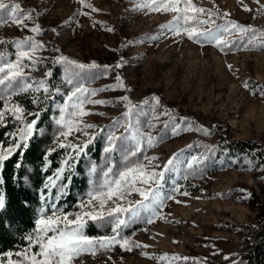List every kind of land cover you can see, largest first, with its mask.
I'll return each instance as SVG.
<instances>
[{
  "label": "rangeland",
  "instance_id": "1",
  "mask_svg": "<svg viewBox=\"0 0 264 264\" xmlns=\"http://www.w3.org/2000/svg\"><path fill=\"white\" fill-rule=\"evenodd\" d=\"M15 2L30 13L31 19L17 24L7 18L6 12H0V20L5 21L0 23V54L15 62V41L31 37L30 43L42 45L35 53L29 52L28 58H22L26 65L22 71L27 77L25 83L31 85L28 94L32 101L45 103L52 96L55 140L74 149L102 132L101 158L89 162V184L84 194L69 210H59L56 215L67 214L68 219H75L77 214L100 210L98 202L88 203L92 181L101 179L108 166L114 172L123 169V156L134 150L133 133L137 131L151 136L153 144L149 146L145 139L142 151L131 158L132 163L142 164L148 172H162L157 181L164 194L179 189L174 199L166 200L164 207L157 210L151 224L146 223L149 213L141 210V218L121 227L120 235L140 247L126 250L117 245L94 255L83 254L72 264H249L245 253L264 219L256 215V206L247 203L242 192L252 187L260 195L264 193L261 182L254 177L258 165L244 158L237 164H228L216 151L210 152L209 142L216 139L219 124L226 126L231 137L264 141V95L260 94L264 91V48L258 46L264 44V0H193L199 7L230 14L212 16L215 25L232 20L258 30L255 34L233 30L224 40L235 41V46L223 49L162 27L169 25L175 13L152 11L148 6L138 8L142 0ZM37 25L40 31H31ZM258 39L260 43L256 42ZM61 56L75 63L57 61ZM32 60L38 63L33 66ZM93 63L100 67H76ZM117 64L123 66L116 67ZM104 66H108L107 72ZM72 73H78L74 84L90 90L103 89L95 95L85 94L89 100L107 103H85L84 111L89 114L79 118L80 131L74 126L69 135L62 136L66 129L55 121L59 119V107L65 102L73 103L68 101V95L74 91V85L66 82ZM117 76L121 79L117 80ZM41 80L43 85L38 83ZM37 88L47 91H36ZM253 91L257 94L253 95ZM0 94L5 95V85H0ZM125 96L128 101L122 99ZM3 103L0 111L5 112L4 118L12 116L15 106L22 107L9 95ZM22 108L20 118L40 107ZM117 120L119 123L114 127ZM110 134L124 139L115 141L114 151L106 154L103 149L109 146ZM174 155V164L165 170L164 165ZM193 156L200 160L189 169L188 161ZM93 164L97 166L95 176L90 172ZM155 186L136 184L145 189ZM142 199L139 192L129 191L123 199L113 196L103 210L107 212L117 204L128 208ZM53 203L50 200L49 205L43 206L46 211L39 218L51 215ZM129 215L121 213L120 217L127 220ZM82 219L99 225L88 217ZM133 224L139 226L129 232L125 230ZM106 226L109 229L102 234L85 235L112 236L110 224L101 227ZM36 252L39 247L30 246L19 252L24 253L22 256H0V260L3 264L9 261L16 264L18 259L26 261Z\"/></svg>",
  "mask_w": 264,
  "mask_h": 264
},
{
  "label": "snow or ice",
  "instance_id": "2",
  "mask_svg": "<svg viewBox=\"0 0 264 264\" xmlns=\"http://www.w3.org/2000/svg\"><path fill=\"white\" fill-rule=\"evenodd\" d=\"M258 2V0H257ZM148 6L152 11H162V12H173V20L167 26L169 31L174 32L176 35L184 34L189 39H194L197 42H206L208 44H213L219 48H232L235 46V41L224 40V36L230 34L233 30H238L241 33L252 32L255 34L258 30L253 29L249 26L239 25L237 22L232 20H226L224 24L215 25V21L211 19L212 16H223L227 17L229 13H220L218 9H205L199 7L193 3V0H147V3L142 0L140 4L137 5L138 8H143ZM91 8V5H88ZM96 10V9H93ZM250 11V9H247ZM0 12H6L7 18L12 20L17 24H21L23 19H31L30 13H25V10L21 8L19 3L15 0H11L10 3H5L4 0H0ZM206 16L207 19H202L201 17ZM4 20H0V23H4ZM213 24V28H204L206 24ZM26 26V25H25ZM33 32H39V26H35L31 29ZM264 34V33H262ZM31 37L24 40L15 41L16 53L15 62L10 60H5L3 55L0 54V85H5V95H0V101L5 99V96L11 94L16 95L17 90L23 93L26 92L31 85L25 83L27 77L22 71L26 65L22 62V58H28L29 52L35 53L38 48L42 47L31 42ZM249 44L252 43L250 39ZM264 48V44L258 45ZM57 61H65L67 64H74L75 62L68 61L66 57H58ZM30 63L35 66L38 61L32 60ZM122 64H117L116 67H122ZM78 68H98L99 65L95 63L91 65L79 64L76 65ZM230 67V66H229ZM105 71H108V66H104ZM67 70V69H66ZM51 72L48 73L51 76ZM78 76V73H72L70 77L66 78V82L74 85V91L68 95V101H73L69 104L65 102L64 105L59 107V119H56V124L60 127L66 129L62 132V136L69 135L73 127L75 126L76 131H80L79 118L87 115L89 113L84 111L83 105L85 103L92 104H105L107 101L104 100H89L88 95H95L96 92L102 91L103 89L90 90L83 87V85L74 84V77ZM121 78L117 76V80ZM40 85L44 84L41 80L38 82ZM123 86V85H121ZM245 87L248 88L249 85L245 83ZM10 90V91H9ZM36 91H47V89L37 88ZM253 95L257 94L255 91ZM261 95H264V91H261ZM128 101L127 96L122 98ZM157 104L159 99H156ZM71 108V111L68 109ZM24 112V109L19 105L15 106L11 110V115L16 119H20V114ZM36 119L31 120L26 124V128L22 131L19 138V142L16 143L17 148L27 149L29 144L27 143L28 138L33 134V128L38 123L39 113H33ZM129 115L128 112L124 114L125 117ZM5 116L4 111H0V120ZM119 123V120L114 122V127ZM86 127H93V125H86ZM131 125L129 124V128ZM208 131L206 129H201ZM175 131V129H174ZM124 139L123 136L116 137L114 135H109L108 137V147H105L103 151L108 154L114 151L115 141ZM133 139L136 140L134 150H129L123 156L125 166L122 170L114 172L112 166H108L106 170L102 171V177L99 180H93L91 189L88 191L87 196L89 197L88 203L93 204V202H98V207L100 210L95 212H84L82 214H77L75 219H68V215L57 216L56 213L59 211L56 204L51 205V215L46 218L41 217L35 221L37 226L36 232L33 234L35 236V241H33V235H29L26 239L29 241L30 246L34 243L39 247V252L33 253L27 258L26 261L17 260L16 264H72V262L82 256L83 254L94 255L99 250L108 251L115 246H120L126 250H131L133 247H140V245L130 242L127 237H122L120 235V229L122 226H127L129 223H134L137 219L141 218L142 211L148 212L149 215L146 219V223L151 224L153 222V217L157 215V210L164 207L166 200L174 199V193L179 191L178 187L173 189V193L164 194L161 192L157 177H162V172L145 170V167L139 163H132V157H135L138 152L142 151L141 144L146 139L149 146L153 144V138L151 136H145L139 131L133 133ZM87 144L80 146H75V152L77 155L86 150ZM60 147H71L66 145H60ZM52 149L49 150L51 152ZM11 152V150H10ZM8 159V155H0V169L3 168L5 160ZM176 156L168 160V163L164 165L165 170L172 166L175 162ZM200 158L193 156L191 160L188 161V168L191 169L195 164L199 162ZM17 164L16 167H20ZM90 172L93 176L97 173V166L93 164L90 167ZM60 177V172H57V179ZM186 178V177H185ZM52 178L49 177V182ZM3 183V176L0 175V184ZM154 184L155 187L139 188L136 184ZM49 184L45 185L48 188ZM129 191L139 192L143 198L140 201L135 202V206H129L128 208L121 207L117 204L115 207L110 208L107 212L103 209L108 200H111L113 196H118L123 199L125 194ZM60 195L64 193V186H59ZM181 194L187 195L186 192ZM59 199V196L57 197ZM178 202V201H177ZM83 207V203L80 205ZM6 203L5 197L0 192V212L5 210ZM42 213L46 209L41 210ZM121 213H129V218L122 219L120 217ZM83 217H88L92 221L99 222L102 226L105 223L111 225L112 236H104L98 238H92L84 233V229L87 221L82 219ZM51 233V235H49ZM146 247V246H145ZM9 256L12 253L8 254ZM24 255V253L17 254ZM0 264H3V260H0ZM12 264V261H9Z\"/></svg>",
  "mask_w": 264,
  "mask_h": 264
},
{
  "label": "trees",
  "instance_id": "3",
  "mask_svg": "<svg viewBox=\"0 0 264 264\" xmlns=\"http://www.w3.org/2000/svg\"><path fill=\"white\" fill-rule=\"evenodd\" d=\"M256 42L260 43L261 39ZM51 80L54 82L52 78ZM28 92L27 90L21 93L17 90L16 95L9 94V96H13L27 110L38 106L40 108L25 114L20 119L6 116L0 120V155H8L3 168L0 169V175L3 176L0 192L4 195L6 203L5 210L0 212V256L2 257H7L9 253L17 255L30 247L26 237L35 233L37 227L35 221L39 219L43 206L49 205L50 200L54 201L62 212L71 208L84 194L89 184V162L101 158L102 132L79 143L80 146L88 145L79 155L76 154L75 148L60 147L66 144L58 143L53 135L52 96L47 97L45 103L39 104L31 100ZM3 104V100L0 101V107ZM33 113H39V119L33 128V134L27 140L29 147L17 148L16 143L19 142L26 124L36 119ZM218 126L216 139L209 142L210 152L216 151L217 155L228 164H237L242 158L256 162L258 169L254 172V177L261 182V188L264 189V141L254 137H231L226 126L221 124ZM17 164L21 166L16 167ZM57 172H60L59 179ZM49 177L52 178V184L49 182ZM46 184H49L48 188H45ZM60 185L64 186L63 195L59 192ZM242 197L247 203L254 204L257 209L256 215L264 219V193L260 195L252 187L244 188ZM101 226L100 223L98 225L88 220L84 233L94 235L108 231L109 227ZM137 226L139 224H133L125 230L129 232ZM33 241H35L34 235ZM31 247L36 249L38 246L33 243ZM245 254L249 264H264V220L254 232L253 242Z\"/></svg>",
  "mask_w": 264,
  "mask_h": 264
}]
</instances>
